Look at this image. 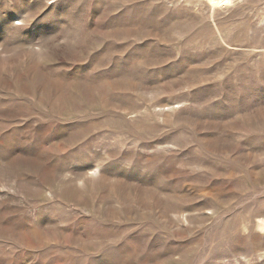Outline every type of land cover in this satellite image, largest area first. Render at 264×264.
Here are the masks:
<instances>
[{
    "label": "rangeland",
    "instance_id": "374dc122",
    "mask_svg": "<svg viewBox=\"0 0 264 264\" xmlns=\"http://www.w3.org/2000/svg\"><path fill=\"white\" fill-rule=\"evenodd\" d=\"M0 264H264V0H0Z\"/></svg>",
    "mask_w": 264,
    "mask_h": 264
}]
</instances>
